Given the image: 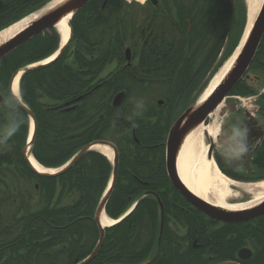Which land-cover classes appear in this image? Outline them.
Listing matches in <instances>:
<instances>
[{"label": "flooded vegetation", "instance_id": "af4514ba", "mask_svg": "<svg viewBox=\"0 0 264 264\" xmlns=\"http://www.w3.org/2000/svg\"><path fill=\"white\" fill-rule=\"evenodd\" d=\"M5 4L0 0V8ZM10 15L0 13V24ZM184 24L186 2L150 0L140 6L90 0L74 14L71 38L55 61L50 86L55 97L41 86L34 94L26 78L24 89L20 81L19 98L12 88L18 67L0 61V264L83 261L99 240L102 211L112 210L117 200H127L120 212L114 208L118 223L104 227V241L87 264H264V192L244 187L264 186V33L245 74L218 105L217 135L213 139L208 134L212 158L240 194L228 201L256 200L261 192L262 198L247 207H219L187 186L184 194L174 181L176 174L181 178L179 154L173 170L168 156L176 112L169 117L146 94L128 97L132 91L163 88L173 78L164 75L174 72L175 56L186 49V39L179 36ZM41 49L38 54L45 46ZM33 63L25 64L27 75L37 68L46 70ZM64 86L74 93L92 92L65 105L79 95L63 100ZM123 90L127 96L116 105L115 95ZM167 98L155 103L162 106ZM68 112L75 140L84 138L73 155L89 146L72 165L73 185L60 178L61 162H44L46 152L50 161L60 157V133L51 134L55 149L39 144L40 122L55 121L61 129L63 119L70 118L63 113ZM82 121L87 124L80 127ZM237 129L244 133L247 148L239 155ZM97 144L111 147L113 157ZM29 157L54 171H39ZM116 186L135 187V196L116 194ZM80 201H97L92 214L79 216L93 225L82 234L85 242L79 240L78 225L67 230L62 222L63 211L78 215Z\"/></svg>", "mask_w": 264, "mask_h": 264}, {"label": "trees", "instance_id": "16d2710c", "mask_svg": "<svg viewBox=\"0 0 264 264\" xmlns=\"http://www.w3.org/2000/svg\"><path fill=\"white\" fill-rule=\"evenodd\" d=\"M48 0H5V6L0 8V13L11 14V18L8 19L6 23L0 24V29L6 26L7 24L13 22L14 20L18 19L19 17L33 11L34 9L40 7ZM120 0H109V2H118ZM172 1L177 4H183L186 2V25L185 29L179 32V36L182 39H186V49H181L182 57L185 55L186 52V82L183 80L184 74H182L179 78L180 82L178 83L177 87L174 90H170V99H172L174 91L176 92L175 97L179 95H188L186 99H188L191 95L192 90L194 91L198 84L201 82L204 74L208 73L213 63L216 61L218 55L220 54L222 48L225 46L226 40H229V36L231 31H236V34H233L231 37L230 42L227 44L228 48L223 51L222 57L228 56L234 47L237 45L243 28L245 26V10L243 5L239 8L235 6L234 0H168ZM189 21V23H188ZM190 25V26H189ZM58 42V38L55 34L49 35H39L35 37L31 42L28 44L34 43V47L31 45L32 48H36V46L40 43V45L45 46V52L42 54L40 53L42 46H39L38 51L32 50L29 53V47L21 46L13 53H11L7 61H12L14 59H21L25 57V55L31 56L38 55L28 58L27 60H37L42 58L49 53L56 47ZM181 55V54H180ZM180 56H175L174 60L177 59L178 62L182 60ZM182 62V61H181ZM196 64V66H194ZM56 63L53 62L52 64L45 66L46 70L36 69L28 73H25L22 77V87L24 89L25 83L24 80L29 78V89L35 94V90L42 87L43 92L46 93L47 96L55 97L54 91L51 90V84H54V71H55ZM197 67L194 73H191L192 68ZM44 69V68H42ZM40 70V71H39ZM26 76V77H25ZM52 80H51V79ZM205 85V84H204ZM41 86V87H40ZM82 89H78L77 93H74V90L64 86L62 91V99L66 100L68 98L76 96L77 94L80 95L84 93ZM106 92V91H104ZM108 92H112L109 91ZM93 96V95H91ZM68 115L70 117V113H63V116ZM80 127L85 126L87 123L82 121L79 123ZM73 122L71 117L66 120L63 119L61 122V129H58L55 125V121H50L46 119L45 121L42 120L40 122V145H49L48 149H55V143L53 136L51 135L53 132H59L62 136L61 143H62V151L60 152V157L56 161L49 160V154L46 152V156H44V162L48 165L57 164L59 165L60 162L63 164L66 162L73 153L83 145L81 142L83 138L80 135L79 142L75 140L74 136L72 135V128ZM56 153L52 154L55 155ZM75 170V165L71 168L67 169L62 175H59L61 179L66 180L67 182L72 184V176ZM73 185V184H72ZM81 188V187H79ZM103 187H99V192H101ZM116 194H130L135 196V187H121L116 186ZM127 201V200H125ZM123 200H117L113 202V209L108 210L107 212L112 217H116L119 213H114V208L116 207L119 212L123 208L125 204ZM97 201L93 202L92 204L89 202H79L78 208V215L75 217H71L68 213L63 211L62 222L65 223L63 229L66 227H71L73 225H78L79 227V240L81 242H85V235H82L84 231L90 232L92 228V224L88 223L86 219H81L79 216L85 214H92L95 208ZM90 224V227L88 225ZM87 240V239H86ZM96 241V238L93 240ZM90 251V250H89ZM87 251V253L89 252Z\"/></svg>", "mask_w": 264, "mask_h": 264}, {"label": "bare ground", "instance_id": "6f19581e", "mask_svg": "<svg viewBox=\"0 0 264 264\" xmlns=\"http://www.w3.org/2000/svg\"><path fill=\"white\" fill-rule=\"evenodd\" d=\"M56 1L52 0L48 5H52ZM141 3H144L147 0H137ZM263 0H257V5H254V1H249V8L247 9V19L245 31L247 28L251 27L254 21V18L261 6ZM39 11L31 15H27L22 17L21 19L15 21L14 23L6 26L0 31V41L4 40L8 37H13L17 33H19L24 27L27 25L28 21L32 19L35 15L38 14ZM71 16L65 17L62 21H60L57 25V31L61 36V45H63L67 39L69 38L70 26L69 21ZM235 53V52H234ZM234 53H232L223 64L216 70L208 84L201 90L200 99L202 100L207 97L212 90L216 87V85L221 81L226 72L228 71L230 64L234 58ZM55 53L46 58L44 63H47L54 59ZM21 74L19 73L14 82H13V92L19 96V80ZM219 109V108H218ZM218 109H215L214 113L211 114L213 118V122L210 124H202L198 129L192 131L183 142L179 157H178V171L180 177L184 184L194 193L206 199V201H210L212 203H216L219 207H226L227 209H242L251 205L254 201L261 199L260 193H256V200L250 201H240L231 203L228 201L231 197H238L240 194L234 190L231 185L235 181L228 177L225 173L221 171V169L216 164L213 158H209L207 156L208 153V143L204 140V134L208 133L215 138L218 132ZM32 128V127H31ZM96 148L108 157H113V151L111 147L105 144H97ZM30 158V157H29ZM30 162L32 165L40 170H47L53 172L54 169H47L40 165V163L34 159L30 158ZM237 183V182H236ZM239 184V183H238ZM247 191H256V189L261 188L264 192V186L260 184L246 185ZM117 221L115 219H108L106 213L103 212L101 215V223L102 225H113Z\"/></svg>", "mask_w": 264, "mask_h": 264}, {"label": "water", "instance_id": "95a60500", "mask_svg": "<svg viewBox=\"0 0 264 264\" xmlns=\"http://www.w3.org/2000/svg\"><path fill=\"white\" fill-rule=\"evenodd\" d=\"M89 0H59L51 6L44 8L37 14L28 25L13 37H8L0 41V59L17 49L19 46L30 40L34 35L58 25L67 16H72L82 8ZM264 31V1L259 9L252 26L246 31L243 39L235 52L230 67L221 81L216 85L212 92L202 100H197L190 104L186 110L173 123L168 137L169 165L174 169L176 158L180 153L181 146L186 137L194 130L198 129L218 107L222 99L230 92L234 85L239 81L242 74L250 64L258 43ZM125 97V92H121L115 97V104H119ZM89 146L84 147L67 166H70L80 156L87 152ZM212 150L208 151L211 158ZM176 185L186 194V185L176 174L174 177ZM104 204V203H103ZM102 208V206H100ZM98 220V219H97ZM104 238L101 230L100 240L92 255L79 264H86L98 252Z\"/></svg>", "mask_w": 264, "mask_h": 264}, {"label": "rangeland", "instance_id": "374dc122", "mask_svg": "<svg viewBox=\"0 0 264 264\" xmlns=\"http://www.w3.org/2000/svg\"><path fill=\"white\" fill-rule=\"evenodd\" d=\"M49 1L46 2V5L49 3ZM122 1H125V3L130 2V1L131 2H138V5H140V6L143 5V3H141L137 0H122ZM249 1L250 0H234L235 6L237 8H238V5H239V8L243 5L244 10H245V22L247 19V9L249 8ZM253 1H254V5H257V0H253ZM54 32H55V34L60 35L55 30H54ZM54 32H51V34L48 33L49 36L54 34ZM236 33H237V30L231 31L230 36H229V40H227V42L225 43V47L223 48V51H225L228 48L227 44L230 42V40L232 38L231 36L233 34H236ZM60 39H61V36L59 37V42H60ZM42 45H40V43H39L36 46V48H32L30 46L28 54H30V52L32 50H36V51L40 50L39 46H42ZM184 53H185V55H183V57H182V53H181V55H178V56L182 57L181 58L182 60H180V62H178L179 60L177 61V59L174 60V63H173L174 68H175L174 72L165 73L164 76H169L170 78L173 76V78L169 79L163 88L154 87L151 89H142V90L132 91L133 97H138V96H142V95L146 94V96L149 99L153 98V99H155V101L157 100V98H160V97L161 98H167L166 96H164L165 93L167 94L168 89L174 90L177 87L178 83L180 82L179 78L182 74H184L183 80H184V82H186V52H184ZM220 57H222L221 54L217 57L216 61L213 63L211 70L208 73L204 74L203 79H202V83L200 82L198 84V86L196 87V89L194 91L192 90L191 95L188 99H186V97H188V95H186V94L182 95V96L179 95L178 97H175L176 92L174 91L172 99H170V94L168 95L169 99L168 98L165 99L167 101L166 104H163L162 106H160L157 103H155V101H154L153 102L154 106L156 105L158 109L163 110V111L167 110V115L170 117V116H172L173 113L180 112L185 107L186 104L188 105V103H191L194 100L196 101L201 94V90L205 87L206 84H208L207 82H209L208 80L212 74V71L217 66V64L220 60ZM12 65H14V64H12ZM194 66H196V64H194ZM195 71L197 73V67L192 68L191 73H194ZM167 83H169V85H167ZM206 124H208V123L206 122ZM204 140L206 143H208V134L207 133L204 134ZM66 229L69 230L70 228L66 227Z\"/></svg>", "mask_w": 264, "mask_h": 264}, {"label": "clouds", "instance_id": "9594fccd", "mask_svg": "<svg viewBox=\"0 0 264 264\" xmlns=\"http://www.w3.org/2000/svg\"><path fill=\"white\" fill-rule=\"evenodd\" d=\"M234 139L236 142L235 143V153L237 155L244 153L247 150L246 142L244 140V133L241 130L237 129L235 132Z\"/></svg>", "mask_w": 264, "mask_h": 264}]
</instances>
